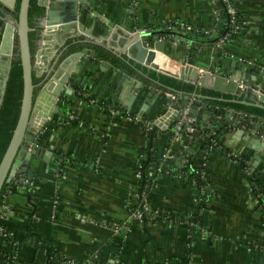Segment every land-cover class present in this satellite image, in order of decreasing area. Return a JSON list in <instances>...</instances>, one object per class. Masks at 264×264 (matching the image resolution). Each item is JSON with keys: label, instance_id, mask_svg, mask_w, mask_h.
Listing matches in <instances>:
<instances>
[{"label": "crops", "instance_id": "0c3cea01", "mask_svg": "<svg viewBox=\"0 0 264 264\" xmlns=\"http://www.w3.org/2000/svg\"><path fill=\"white\" fill-rule=\"evenodd\" d=\"M231 2L237 24L229 20L218 0H83L79 21L97 40L103 37L105 44L126 54L130 30L165 29L167 21L180 19L201 31V42H167L165 48L173 60L187 58L194 65L264 90L260 77L264 72V0ZM54 5L58 8L56 0ZM3 23L0 13V40ZM73 28L64 39L78 34ZM62 30L57 28L56 33ZM43 49L38 63L42 69L55 51L52 42L44 43ZM100 61L84 54L66 63L64 73L72 71L65 84L70 93L63 100L69 102L59 108L62 115L53 114L40 132L33 149L38 158L30 160L32 176L27 172L15 175L12 185L16 189L7 193L8 211L0 215V226L16 233V259L22 264H47L42 252V241H46L75 262L96 256L98 264L115 260L123 264H264V217L251 189L252 182L264 185V155L249 147L245 134L249 123L255 125L252 115L227 109L210 119L211 112L197 101L191 117L200 127L198 139L204 145L192 159L200 144L193 141L189 147L182 140L169 145L172 123L165 130L157 128L151 137L145 131L146 123L163 110L160 90L144 93L141 88L132 101L128 96L138 80L124 79L122 72L112 65L101 66ZM167 62L170 71L177 73L178 66ZM42 69L35 70L36 78ZM80 88L88 98L115 104L138 119L120 113L111 121L102 106L78 94ZM148 93L152 97L146 102L143 94ZM254 93L247 86L240 95L255 99ZM231 110L232 116L227 114ZM238 113L246 121L241 126L235 117ZM206 136L218 138L221 145L209 150ZM169 146L173 156L169 163L174 168L180 166L184 150L195 166L204 164L205 191L201 193L190 176L161 173L149 194L152 212L161 214L124 226L130 204L139 202L133 190L137 162L147 156L159 159ZM256 154L260 159H254ZM240 161L247 163L246 168ZM60 162L65 167L59 184L56 169ZM57 190L60 199L54 204ZM198 195L200 200H196ZM114 226L122 228L111 236ZM0 264L4 263L0 260Z\"/></svg>", "mask_w": 264, "mask_h": 264}, {"label": "water", "instance_id": "95a60500", "mask_svg": "<svg viewBox=\"0 0 264 264\" xmlns=\"http://www.w3.org/2000/svg\"><path fill=\"white\" fill-rule=\"evenodd\" d=\"M56 1L59 4L57 5L58 8H55V0H38V4L45 9L41 19V25L45 31L41 33L36 53L32 54L28 38L31 30L28 22L30 0H20L17 13L14 11L15 0H0V13L4 22L0 40V107L14 55L15 38L23 80L19 116L0 161V193L3 185L10 183L18 173L27 172L29 176H32L30 160L38 158L33 149H35L39 134L48 118L52 117L53 114L62 115L59 108L64 105L63 97L70 93L65 84L72 68L64 73L66 63L70 60L79 59L84 54L93 56L95 53L94 57L101 59V66L107 67L112 64L123 71L122 77L124 79L133 77L138 80L134 83L130 92L131 95L128 96L132 101L136 98L139 89H143L142 83H144L174 96L198 99L214 105L262 116H249L255 125L252 124L254 126H251L249 123V129L245 134L251 142L249 147L264 155V93L258 95L254 93L255 99L240 95L247 86L254 90L255 84L247 81L243 83L240 80L228 79L219 75L205 74L200 77L199 85H197L194 84V81L199 66L186 65L178 73H172L158 67L155 63V57L158 54H167L165 48L167 42L177 39L190 43L201 42V40L176 30L138 28L129 31L128 51L125 54L105 44V38L101 37V40H97L96 36L79 21L84 11L81 7L83 0ZM57 14L60 15L57 16ZM57 28L63 30L56 33ZM71 28L76 30L78 34L67 36L64 39L63 36ZM53 37L56 39L54 40ZM46 42H52L55 51L46 68L42 69L38 63L42 59L43 45ZM40 69L43 70L42 73L33 81V72L35 73V70ZM61 71L63 75L59 77ZM142 91L147 92L146 89ZM143 97L148 102L151 101L152 94H143ZM128 101L125 104H128ZM187 106L188 115L192 116L199 104L197 101L189 103L188 100H184L183 107ZM64 112L66 114V111ZM177 112V108H171L155 117L151 129L152 133L156 128L167 129L176 118ZM227 114L232 116L233 111L231 110ZM239 114L235 117L241 126V123H246V121H242ZM195 127L196 130L192 132V136L194 141L200 145L193 153L192 159L204 145L198 139L200 134L198 123H195ZM254 159L258 160L260 156L256 154Z\"/></svg>", "mask_w": 264, "mask_h": 264}, {"label": "built area", "instance_id": "2783aa9c", "mask_svg": "<svg viewBox=\"0 0 264 264\" xmlns=\"http://www.w3.org/2000/svg\"><path fill=\"white\" fill-rule=\"evenodd\" d=\"M221 2L225 9V13L229 16V20L235 24H237L238 19L236 15V11L232 5L231 0H218ZM221 11L218 10L217 14H220ZM165 29H170V30H176L183 32L184 34L190 35L192 33H201V31L197 28L192 27L191 25L185 23L182 20H175V21H167L165 23ZM45 29L43 28L42 33H44ZM215 46H219V43H216ZM165 58H167L170 62H174L178 66V71L186 66V65H192V66H197L192 63H190L187 58H184L183 60H173L172 57L167 53L164 55ZM209 74L212 76H223L218 74L214 69L211 68H203V67H198L197 68V76L194 81V84L199 85V80L202 75ZM224 77V76H223ZM260 77L264 79V72L260 74ZM226 78H231V77H226ZM254 92L256 95L260 93H264V90L260 87L257 86L254 89ZM78 94L82 97L88 98L89 96L85 91H78ZM166 99H168V102L165 104V110L174 108L171 106V101L174 100L175 96L164 92L163 93ZM91 103H96L99 104L100 106L103 107L105 111H107L108 115L110 116V119L112 121L113 117L117 114L124 113L122 109L118 108L117 106H112L108 102H103L99 101L98 99L95 98H88ZM189 103L195 102V101H200L198 99H193V98H187ZM201 102V101H200ZM177 116L176 118L172 121V124L170 126V142L169 145L176 144L178 142H181L182 140H186L188 142L191 141L192 139V132L196 130V127L194 126L195 124V119L192 118L191 116L188 115V106L187 107H182L181 109H177ZM130 120H137L138 118L134 114H126ZM75 115H70V119H74ZM69 119V120H70ZM68 120V121H69ZM153 127V120L151 122H147L145 125V131L148 133ZM211 144L208 145V149L215 148L219 146V144L212 138L210 140ZM186 148V147H185ZM190 156V153L188 150H184L181 164L178 168H174L169 162L172 159V153L170 150V146L166 149V151L163 153L162 157L158 159V161L153 162L149 169L143 173V171L140 169L141 163L140 161L137 162L136 164V169L134 170V177H135V186L133 187L135 197L138 198L139 202H132L130 204V208L127 211V218L125 220L124 226L128 224V222L131 221H138L139 223L144 222V218L146 217H151V219H155L156 217L159 216L161 213H156L152 212V208L150 207V202H149V194L152 189L156 188L158 185V180H157V175L168 172L172 177L175 178H180V177H188L190 176V171L185 169V165L188 162V158ZM204 166V164H203ZM202 166V168H203ZM57 173V179L62 178V175L64 173L63 169L60 167H57L56 169ZM201 177H205V171L204 168L201 170ZM192 178V177H191ZM15 178L12 179L10 183L14 181ZM193 179V178H192ZM59 184L61 183V180L58 179ZM206 185H202L199 189L201 190V193L205 191ZM257 188V186L252 182L251 184V189H252V194H253V199L255 202H258V197L262 196L264 197V194L258 193L255 194L254 190ZM132 194V192H131ZM7 194L5 195L6 198ZM202 196L198 195L196 197V200H200ZM60 195L58 194V190L56 191L54 195V204H57L59 202ZM2 208L8 210V206L6 203L2 204ZM259 210L262 213L264 217V207L259 206ZM164 215V214H162ZM122 228V227H121ZM119 226H114L111 228V236H115L119 234V231L121 230ZM3 230L0 228V233H2ZM1 240L4 246L7 244L3 240V236L1 234ZM43 243V242H42ZM44 244L42 245L43 248ZM43 252V250H42ZM44 253V252H43ZM13 258L16 259L15 255V250L13 251ZM15 264H22L19 260ZM59 264H98L96 256H92L91 258H88L86 261L83 262H75L72 261L68 258H66L63 254L61 255L60 263ZM107 264H123L118 261H112L111 263Z\"/></svg>", "mask_w": 264, "mask_h": 264}, {"label": "trees", "instance_id": "16d2710c", "mask_svg": "<svg viewBox=\"0 0 264 264\" xmlns=\"http://www.w3.org/2000/svg\"><path fill=\"white\" fill-rule=\"evenodd\" d=\"M19 1L20 0H15L14 11L16 13H17L18 8H19ZM44 13H45V9L43 6H40L38 4V0H30V6H29V11H28V22H29V26H30L31 30L28 34V38H29L30 51L32 54H35L37 49H38V42H39L42 30H43V27L41 25V19L44 16ZM15 17H17V16H15ZM189 36L198 38V36H200V33H192ZM14 42H15L14 55H13V58L11 61V68H10L8 80L6 83V88H5L2 104L0 107V161L3 157V154H4L7 146H8V143H9L11 136H12V132H13L14 127L16 125V122H17V119L19 116L20 103H21V97H22V88H23L22 69H21V65H20L19 54H18L17 47H16V38L14 39ZM94 52H96V51L94 50ZM94 55H95V53H94ZM95 59L101 60V59L96 58V57H95ZM110 65H112V64H110ZM113 67L115 69L119 70L115 66H113ZM119 71L123 72L121 70H119ZM32 79H33V81L36 79V75L34 72L32 74ZM142 84H143V89H146V91L154 89V87L149 86V88H148V85H146L144 83H142ZM155 89H157V88H155ZM79 90L84 91V89H82V88H80ZM163 93H164V91L160 90L159 98L162 100L161 101V105L163 107L162 112L165 111V104L168 102V99H166V97L164 96ZM184 99H187V98L175 96L174 100L171 101V106L174 108H177V109H181L182 106L180 104ZM67 102H69V100L65 99L64 103H67ZM201 103H203L205 105L206 110L208 112H211V118L210 119H213L212 116L215 114L216 115L221 114V113H224L225 110L231 109L228 107L214 105V104H211V103H208L205 101H201ZM110 105L116 106L115 104H112V103H110ZM232 110H234L236 112H240V113L245 114V115H254V114L238 111L235 109H232ZM122 111L124 112V114H127L124 110H122ZM254 116L262 117L259 115H254ZM194 126H195V124H194ZM156 129H155V131H156ZM151 134H152V130H150L148 132V137H151ZM210 137L213 138L219 145H221V141H219L218 138L212 137V136H210ZM211 138H209L207 136L204 138V141H205V143H207V145L211 144V142H210ZM193 141H194V138L192 136V139L189 142V147H191V145L193 144ZM156 161H158L157 157L147 156L145 159H142L140 161V163H141L140 169L143 171V173H145L149 169L151 164L153 162H156ZM239 163L242 167L246 168L247 163L245 161L244 162L240 161ZM57 167L62 168L64 171L65 162H60ZM136 168L137 167H135V169ZM185 169L190 171V177L193 178V180L196 182V184L199 188L202 185H207V180L205 179V177H201V173H200L203 168L195 166L193 164L191 156H189V158H188V162L185 165ZM58 179L61 180V178H58ZM254 184L257 186V188L254 190V193L255 194H258V193L264 194V185L261 183H257V182H254ZM15 187L16 186H13L12 183H5L3 185L1 193H0V215L7 213L8 210L3 209L2 204L6 203L5 195L7 193H9L10 191H13L14 189H16ZM58 194H59V191H58ZM257 204H258V207L259 206L264 207V197L259 196ZM150 219H151V217L148 216V217L144 218V221L150 220ZM0 228H2V230H3V232L0 233V260L4 264H15L18 261V259L13 258V251L16 249L17 244H18V239H17L16 233L14 231L6 228V227H3V226H0ZM1 234L3 236L4 242L7 244L6 246H4L2 243ZM42 242H44V246H43L42 250H43L44 255H45L46 263L47 264H59L62 253L58 249V247L53 246L52 244H49L46 241H42ZM114 243H115V241H114Z\"/></svg>", "mask_w": 264, "mask_h": 264}, {"label": "bare ground", "instance_id": "6f19581e", "mask_svg": "<svg viewBox=\"0 0 264 264\" xmlns=\"http://www.w3.org/2000/svg\"><path fill=\"white\" fill-rule=\"evenodd\" d=\"M49 27H52V26H49ZM56 29V28H54ZM155 63L158 65V67L170 72V70L172 69L168 62H167V58L164 57V55H161V54H158L156 57H155ZM172 73H174L172 71Z\"/></svg>", "mask_w": 264, "mask_h": 264}, {"label": "rangeland", "instance_id": "374dc122", "mask_svg": "<svg viewBox=\"0 0 264 264\" xmlns=\"http://www.w3.org/2000/svg\"><path fill=\"white\" fill-rule=\"evenodd\" d=\"M169 64V63H168ZM171 67V66H170ZM170 72H172V71H170ZM174 72V71H173Z\"/></svg>", "mask_w": 264, "mask_h": 264}]
</instances>
